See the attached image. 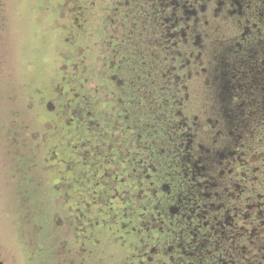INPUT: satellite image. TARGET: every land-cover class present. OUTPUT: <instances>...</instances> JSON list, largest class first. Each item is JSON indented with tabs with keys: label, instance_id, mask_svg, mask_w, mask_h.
<instances>
[{
	"label": "flooded vegetation",
	"instance_id": "obj_1",
	"mask_svg": "<svg viewBox=\"0 0 264 264\" xmlns=\"http://www.w3.org/2000/svg\"><path fill=\"white\" fill-rule=\"evenodd\" d=\"M0 261L264 264V0H0Z\"/></svg>",
	"mask_w": 264,
	"mask_h": 264
},
{
	"label": "bare ground",
	"instance_id": "obj_2",
	"mask_svg": "<svg viewBox=\"0 0 264 264\" xmlns=\"http://www.w3.org/2000/svg\"><path fill=\"white\" fill-rule=\"evenodd\" d=\"M19 1H20V0H19ZM15 5H16V4H15ZM11 44H12V43H11ZM19 57H20V56H19ZM17 95H19V94H17ZM28 104H29V103H28ZM9 109H10V108H9ZM11 109H12V108H11ZM11 111H12V110H11ZM11 111H9V112H11ZM11 113H12V112H11ZM12 128H13V127H12ZM27 133H28V132H27ZM14 135H15V134H14ZM13 153H14V152H13ZM11 160H12V159H11ZM12 165H14V164H12ZM15 169H16V168H15ZM1 183H2V182H1ZM16 184H17V183H16ZM14 189H15V188H14ZM24 193H25V191H24ZM3 195H4V194H3ZM26 195H27V194H26ZM8 196H9V195H8ZM7 198H8V197H7ZM33 200H34V199H33ZM6 201H7V200H6ZM9 201H10V200H9ZM24 202H25V201H24ZM32 202H33V201H32ZM12 205H13V204H12ZM35 210H36V209H35ZM18 212H19V211H18ZM41 213H42V212H41ZM32 214H33V213H32ZM16 215H17V214H16ZM23 215H24V214H23ZM7 216H9V215L6 214V217H7ZM32 216H33V215H32ZM15 220H16V219H15ZM16 223H17V222H16ZM20 224H21V223H20ZM15 225H16V224H15ZM17 226H18V224H17ZM17 226H16V227H17ZM21 227H23V226H21ZM14 228H15V226H14ZM23 228H24V227H23ZM15 229H16V228H15ZM26 230H27V228H26ZM22 231H23V230H22ZM23 232H24V231H23ZM24 233H25V232H24ZM24 233H23V234H24ZM26 233H27V232H26ZM26 233H25V234H26ZM19 234H20V233H19ZM16 235H18V233H17ZM7 236H8V235H7ZM11 236H12V235H11ZM11 236H10V237H11ZM16 237H17V236H16ZM16 237H15V238H16ZM24 237H25V236H24ZM24 237H23V238H24ZM11 238H12V237H11ZM13 238H14V237H13ZM13 238H12V239H13ZM26 238H27V237H26ZM17 239H18V238H17ZM21 239H22V238H21ZM6 240H7V239H6ZM9 240H10V239H9ZM10 241H12V240H10ZM10 241H9V242H10ZM14 241H15V239H14ZM5 243H6V242H5ZM16 243H18V242H16ZM9 244H10V243H9ZM11 244H12V243H11ZM1 245H2V244H1ZM18 246H19V244H18ZM4 247H5V246H4Z\"/></svg>",
	"mask_w": 264,
	"mask_h": 264
},
{
	"label": "water",
	"instance_id": "obj_3",
	"mask_svg": "<svg viewBox=\"0 0 264 264\" xmlns=\"http://www.w3.org/2000/svg\"><path fill=\"white\" fill-rule=\"evenodd\" d=\"M0 264H3V263L0 261Z\"/></svg>",
	"mask_w": 264,
	"mask_h": 264
},
{
	"label": "rangeland",
	"instance_id": "obj_4",
	"mask_svg": "<svg viewBox=\"0 0 264 264\" xmlns=\"http://www.w3.org/2000/svg\"><path fill=\"white\" fill-rule=\"evenodd\" d=\"M10 172H11V171H10ZM9 175H11V173H10Z\"/></svg>",
	"mask_w": 264,
	"mask_h": 264
}]
</instances>
